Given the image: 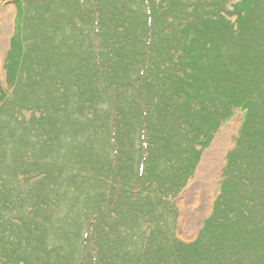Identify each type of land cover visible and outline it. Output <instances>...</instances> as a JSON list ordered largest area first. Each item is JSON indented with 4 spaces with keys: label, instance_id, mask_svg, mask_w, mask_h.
<instances>
[{
    "label": "trees",
    "instance_id": "1",
    "mask_svg": "<svg viewBox=\"0 0 264 264\" xmlns=\"http://www.w3.org/2000/svg\"><path fill=\"white\" fill-rule=\"evenodd\" d=\"M19 1L6 73L30 113L0 142L19 160L0 167V264H264V3L241 0L234 28L220 0H40L28 28ZM233 109L212 214L171 238L155 199Z\"/></svg>",
    "mask_w": 264,
    "mask_h": 264
},
{
    "label": "rangeland",
    "instance_id": "2",
    "mask_svg": "<svg viewBox=\"0 0 264 264\" xmlns=\"http://www.w3.org/2000/svg\"><path fill=\"white\" fill-rule=\"evenodd\" d=\"M39 1H31L32 5L30 0L19 1L28 28L33 27L40 20V17L36 18L38 16L37 11L42 7H40L41 3L39 5ZM249 1L253 0H247L246 3ZM144 2H147V0H144ZM257 2L263 4L264 0H258ZM224 3L231 5L229 10L233 8L232 6L236 7V10H232H235V12H232L233 14H226L230 27L234 26L235 28L237 26V17L241 15V13L238 14L241 8V0H220L216 4V13H224ZM26 4L28 5L26 6ZM45 10L48 11L49 8ZM16 15L17 7L13 0H0V142L5 140L4 135L8 133L6 132L7 129L4 128V126L8 127V117H13V120H15L16 116L17 119L19 117L18 113L26 117L30 113L27 110L20 111V106L19 109L15 107L13 90H16V86H10L6 73L8 53L12 38L15 35ZM20 40L22 41L21 38ZM19 97V100L22 101L21 95ZM242 117L243 112L239 109H233L231 116L221 123L219 129L214 133L208 147L202 150L193 174L187 179L180 191L176 195H166L155 199L159 207L156 214L157 219L160 212L164 213V216L162 215L166 221L164 230H166L168 235L173 233L171 238L174 236L182 242L190 243L200 236L204 223L211 216L214 202L220 193V183L226 166V156L234 150ZM21 138L24 139L22 136ZM6 147L8 146L5 143H0V167L3 166L10 170L12 165H8L10 161L15 159V162H18L19 160L8 155L10 151ZM15 150L17 149H14V152ZM6 177L7 175L0 170V184L2 183L1 179ZM15 182L21 184L20 181ZM142 191L145 193L146 189ZM137 195L140 196V194ZM259 210L264 211V206L259 207ZM259 210L256 209L253 212L260 216L259 219H264V213ZM170 214H173V217ZM234 224L242 226L243 219H235ZM260 228H264V223L259 225ZM245 258L248 260L249 255L246 254Z\"/></svg>",
    "mask_w": 264,
    "mask_h": 264
},
{
    "label": "bare ground",
    "instance_id": "3",
    "mask_svg": "<svg viewBox=\"0 0 264 264\" xmlns=\"http://www.w3.org/2000/svg\"><path fill=\"white\" fill-rule=\"evenodd\" d=\"M186 206V205H185Z\"/></svg>",
    "mask_w": 264,
    "mask_h": 264
}]
</instances>
